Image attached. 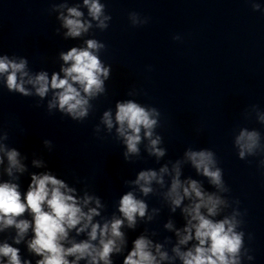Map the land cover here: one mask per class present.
Here are the masks:
<instances>
[{"label": "clouds", "instance_id": "9594fccd", "mask_svg": "<svg viewBox=\"0 0 264 264\" xmlns=\"http://www.w3.org/2000/svg\"><path fill=\"white\" fill-rule=\"evenodd\" d=\"M250 2L253 10H259V4L254 0ZM83 6L87 8V18L78 5H53V10L59 11L57 19L61 21V27L66 30L65 39L84 37L93 27L101 31L109 27L112 17L101 0H83ZM149 19H141L137 12L129 13V21L134 27L147 24ZM173 39L179 40L180 36ZM84 44L60 52L63 64L59 72L51 75L44 70L31 72L25 57L0 55L3 86L9 92L38 97L39 100L51 93L47 102L49 114L56 110L74 121H84L94 110L92 102L106 94L105 82L111 74V66L100 58L106 45L95 38L86 39ZM128 95L134 96L136 92L130 91ZM251 108L257 112L258 122L264 124V114L259 113L258 106L252 105ZM160 118L161 112L156 107L142 105L133 99L117 100L114 110L108 108L102 113L94 131L99 134L100 125L110 134L115 130L116 140L124 146L126 162L141 157L140 145L147 140L144 151L159 163L167 153L162 146L163 138L156 131L160 127ZM8 139V132L0 129V166L4 165L5 158L7 160V167L0 176L10 178L0 180V233L12 228L15 235L11 243L0 241V264H32V260L22 258L20 248L14 246L25 242L30 231L31 238L26 245L30 254L39 257L35 264H80L81 261L84 264H114L113 256L123 254L128 248V236L122 229L135 231L139 222L150 223L154 214L159 213L160 209L153 208L150 214L144 199L155 194L154 184L161 188L167 186L162 193L164 201L172 213L180 209L186 221L183 229H175L178 243L172 248L174 255L169 256L162 251V244H154L148 235L142 233L132 240L123 264H161V261L174 262L177 258L181 264H242L243 258L254 259L245 247V233L239 230L243 221L237 217L241 214L237 211L217 219L229 206L223 194L230 190L216 153L211 149L189 147L182 159L164 163L158 169L140 170L134 180L125 181V185L132 186L133 190L120 196L116 212L101 222L94 221V217L101 215L99 210L106 208L100 197L85 193L78 199L74 188L49 172L31 174L27 191L22 193L17 174L27 171L22 162L26 157L5 143ZM43 143L45 147H52L50 140L45 139ZM234 147L241 160L264 153L261 133L255 129L242 128L235 136ZM33 164L42 166L39 160H34ZM185 164L206 178L215 190H206L201 181L192 177L182 179ZM260 166L264 167V159L260 160ZM93 202L95 207H89ZM25 214L31 219L23 218ZM164 228L173 230V222L169 220ZM72 231L77 236L86 233L87 238L78 241L70 237ZM191 241L195 243L181 250V245H188Z\"/></svg>", "mask_w": 264, "mask_h": 264}]
</instances>
